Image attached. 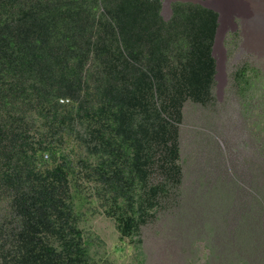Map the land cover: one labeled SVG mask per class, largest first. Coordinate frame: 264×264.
Here are the masks:
<instances>
[{"label": "trees", "instance_id": "obj_1", "mask_svg": "<svg viewBox=\"0 0 264 264\" xmlns=\"http://www.w3.org/2000/svg\"><path fill=\"white\" fill-rule=\"evenodd\" d=\"M162 11L0 0V264H108L88 217L101 209L131 239L180 184L183 108L214 98L220 16L194 2ZM257 72L236 71L243 96Z\"/></svg>", "mask_w": 264, "mask_h": 264}, {"label": "rangeland", "instance_id": "obj_2", "mask_svg": "<svg viewBox=\"0 0 264 264\" xmlns=\"http://www.w3.org/2000/svg\"><path fill=\"white\" fill-rule=\"evenodd\" d=\"M193 1L216 7L220 16L214 98L206 106L186 102L179 125L181 182L159 197L131 239L122 241L101 209L88 215L101 263L264 264V23L228 10L227 1L223 7L221 0ZM162 14L171 17L165 4ZM242 66L259 75L245 96L235 82ZM163 180L158 170L150 179Z\"/></svg>", "mask_w": 264, "mask_h": 264}, {"label": "bare ground", "instance_id": "obj_3", "mask_svg": "<svg viewBox=\"0 0 264 264\" xmlns=\"http://www.w3.org/2000/svg\"><path fill=\"white\" fill-rule=\"evenodd\" d=\"M226 1L229 8L228 10H234L242 15L247 16V18H254L256 21H262L264 23V0H225L224 3L223 0H221L220 4L222 5V7L224 6Z\"/></svg>", "mask_w": 264, "mask_h": 264}, {"label": "water", "instance_id": "obj_4", "mask_svg": "<svg viewBox=\"0 0 264 264\" xmlns=\"http://www.w3.org/2000/svg\"><path fill=\"white\" fill-rule=\"evenodd\" d=\"M163 1V5H167V7H169L171 9V3L172 2H176V1H181V2H194V3H201L202 5L208 7V8H211L213 9L214 11L218 12L217 8L216 7H213V6H210L208 5L206 2H196V1H193V0H161ZM219 32V31H218ZM214 54V52H213ZM217 79V77H216Z\"/></svg>", "mask_w": 264, "mask_h": 264}]
</instances>
